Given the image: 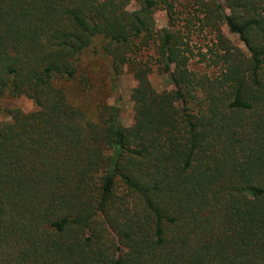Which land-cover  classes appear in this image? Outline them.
Listing matches in <instances>:
<instances>
[{
  "label": "trees",
  "instance_id": "16d2710c",
  "mask_svg": "<svg viewBox=\"0 0 264 264\" xmlns=\"http://www.w3.org/2000/svg\"><path fill=\"white\" fill-rule=\"evenodd\" d=\"M125 67L130 126L105 96ZM20 97L0 264H264V0H0V103Z\"/></svg>",
  "mask_w": 264,
  "mask_h": 264
},
{
  "label": "rangeland",
  "instance_id": "374dc122",
  "mask_svg": "<svg viewBox=\"0 0 264 264\" xmlns=\"http://www.w3.org/2000/svg\"><path fill=\"white\" fill-rule=\"evenodd\" d=\"M218 2L225 4V0H217ZM130 9H135L136 5L132 4ZM156 21L157 27L163 28L167 26L168 20L166 12L163 10L156 12ZM224 35L231 41L234 47H238L243 50L245 53H249L247 46L241 40L240 36L231 32L227 25L223 26ZM194 41L192 45L194 48L197 49L201 46L204 47V51H207V45H213L216 41L214 34L209 33L208 31H198L194 36ZM198 58L193 59V63H196ZM193 67L199 72L202 73H212L216 71L213 68H207L206 64L198 63L193 64ZM197 65V66H196ZM95 70V69H94ZM93 70V71H94ZM99 67L97 66L96 74L98 75ZM101 71V70H100ZM95 75V74H93ZM103 73L101 71V76ZM150 79L154 85V87L159 90H169L173 88L171 81L168 76L164 74H160L157 69L155 68L154 71L150 75ZM137 85V80L134 77L133 73L129 70V68L125 67L123 72L118 76L116 79V88L112 89L110 92L106 93V99L110 105H117L120 109V120L123 125L130 126L133 123V116H134V103L131 100V93L133 88ZM91 102V99L86 100V103ZM21 108L25 112H30L36 109L35 104L32 100L27 97H20V98H12L6 99L0 103V122L6 119V113L4 110L6 108Z\"/></svg>",
  "mask_w": 264,
  "mask_h": 264
}]
</instances>
